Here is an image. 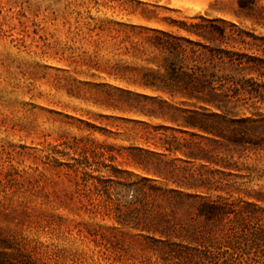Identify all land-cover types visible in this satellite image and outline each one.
<instances>
[{
	"label": "rangeland",
	"instance_id": "374dc122",
	"mask_svg": "<svg viewBox=\"0 0 264 264\" xmlns=\"http://www.w3.org/2000/svg\"><path fill=\"white\" fill-rule=\"evenodd\" d=\"M210 22L234 39L208 40L201 31ZM155 31L191 41L183 42L188 58L204 54L197 66L258 88L235 109L259 126L251 132L256 144L215 145L192 129L182 133L181 116L176 122L168 107L160 110L204 106L144 86V72L163 62ZM216 46L243 55L244 65L222 66L210 51ZM160 138L213 151L211 160H164L202 185L187 192L233 204L264 232V0H0V252L11 263L187 264L146 233L120 226L113 207L68 168L83 148L107 145L117 157L107 163L125 172L122 179H158L145 152L160 153ZM90 160L95 175L109 176L101 159ZM241 224L243 239L230 252L264 264V233L254 241ZM219 229L221 239L226 229Z\"/></svg>",
	"mask_w": 264,
	"mask_h": 264
},
{
	"label": "trees",
	"instance_id": "16d2710c",
	"mask_svg": "<svg viewBox=\"0 0 264 264\" xmlns=\"http://www.w3.org/2000/svg\"><path fill=\"white\" fill-rule=\"evenodd\" d=\"M243 7L249 6L243 5ZM201 32L207 33L211 42L218 40L222 44H228V38L235 37L227 36L226 30L213 22H210L206 31ZM239 32V42L244 43L243 32ZM153 40L154 48L163 55V62L162 65H158L157 70L144 72V86L153 92L163 93L171 98L195 100L197 104L204 106L199 112L181 110L166 103L160 104V110L164 107L171 110L170 116L176 122H179V119L175 118L181 116V123H178V126L182 133H188L187 130L192 129L195 133L191 136L215 145H223L222 141L235 145L256 144L259 141V137L251 135V132L259 126L248 124L247 120L239 119L235 113L238 103L244 100L242 94L258 92L257 87L250 91L246 86L248 80L240 83L229 74H219L214 69L210 72L207 67L197 66L199 58L204 54L188 58L183 42L193 44L191 41L159 31H155ZM202 47L208 48V46ZM210 51L213 59H217L222 66L227 63L229 65H235L237 62L240 65L245 63L243 55L226 51L218 46ZM212 68L217 67L212 66ZM208 110L210 113H207ZM161 113L162 116H167L164 111ZM157 131L159 130H155ZM175 141L176 138H173V141L160 138V143L156 145L160 153L145 152L147 158L153 157L155 160L152 172L158 179L141 178L131 182L122 179L125 172L107 163L117 160L114 154L116 150L107 145L83 148L82 156L74 157L68 168L93 193L104 198L107 207H113L112 210L120 226L146 233L147 238L161 243L180 262L255 264L252 260H246L230 252V250L235 251L240 245V240L243 239L241 237L243 235L237 232L235 222H241L242 233L250 234L254 241L261 236L260 233H264L255 226L250 227L252 217L242 211L235 213L233 204L220 203L213 200L210 195L187 192L190 189L198 190L202 185L197 180L179 175L182 168L177 166L175 161L190 163L203 159L211 160L214 158L213 151L200 146L194 147L188 142L186 147L175 145L173 143ZM138 153V160L142 161V152L138 151ZM167 156H176L177 159L166 161L164 158ZM90 158L92 161L101 159L105 168H111L109 176L95 175L99 171L93 169ZM224 166L228 168L230 165ZM233 213L235 217L230 219ZM220 225L226 229L221 239L217 236ZM156 236L159 239H156ZM222 257L224 260L221 262ZM0 264L13 263L9 261L6 253L0 252Z\"/></svg>",
	"mask_w": 264,
	"mask_h": 264
}]
</instances>
